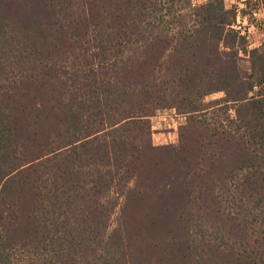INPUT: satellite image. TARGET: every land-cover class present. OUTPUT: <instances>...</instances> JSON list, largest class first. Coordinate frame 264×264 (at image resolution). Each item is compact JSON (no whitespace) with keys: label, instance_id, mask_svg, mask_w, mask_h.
Masks as SVG:
<instances>
[{"label":"trees","instance_id":"16d2710c","mask_svg":"<svg viewBox=\"0 0 264 264\" xmlns=\"http://www.w3.org/2000/svg\"><path fill=\"white\" fill-rule=\"evenodd\" d=\"M243 1L0 0V264H264ZM165 108L185 121L154 145Z\"/></svg>","mask_w":264,"mask_h":264},{"label":"rangeland","instance_id":"374dc122","mask_svg":"<svg viewBox=\"0 0 264 264\" xmlns=\"http://www.w3.org/2000/svg\"><path fill=\"white\" fill-rule=\"evenodd\" d=\"M207 0H192L194 6L201 4ZM257 11L253 16L239 15L235 23V28L242 31L248 36L252 47L261 46L264 43V26L256 27L254 22H261L264 18V0H258ZM228 7L237 5L239 8H245L243 0H225ZM223 92H218L211 95L208 100L222 97ZM185 121V117L178 113L175 109H161L158 110L154 116L151 117L152 122V141L154 145L163 144H177L179 141V127Z\"/></svg>","mask_w":264,"mask_h":264}]
</instances>
